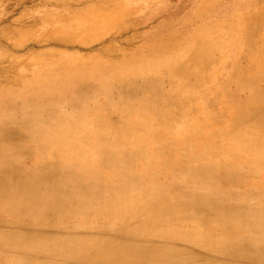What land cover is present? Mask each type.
Segmentation results:
<instances>
[{
	"label": "rangeland",
	"instance_id": "rangeland-1",
	"mask_svg": "<svg viewBox=\"0 0 264 264\" xmlns=\"http://www.w3.org/2000/svg\"><path fill=\"white\" fill-rule=\"evenodd\" d=\"M259 14L264 15V0H0V171L9 165L19 173L18 179H6L0 193V264H96L78 260L79 246L72 239L53 248L45 246L44 240L52 233L34 227L15 209L33 183L36 188L29 198L33 200L50 194L46 188L49 182L54 188L62 187L64 183L53 177L62 167H83L75 173L77 193L69 192L64 202L114 190L118 183L108 180L104 186H93L87 177L99 169H109L97 149L112 156L124 152L119 141L123 129L118 126L127 118L123 106L144 110L147 119L161 117L157 127L144 121L142 125L147 126L134 137L137 146L151 142L150 151H156L160 142L167 141V153L175 156L174 161H165V155L150 151L123 154L121 165L135 171L128 177L129 183L153 191L143 193L139 206L152 200L160 202L148 212L150 220L162 211L187 204L204 206L214 199L231 205L238 197L248 198L252 190L247 180H260L258 176L240 177L239 184L226 186L220 174L241 167L249 172L254 162L247 151L234 162L227 160L231 156L227 138L235 140L236 136L225 123L226 115L214 118V114L223 102L233 100L243 105L264 97L262 81L252 83L258 88L255 92L232 83L239 78L236 71L242 70L247 78L252 69L233 64L239 47H231V43L245 41L251 44V57L264 59V17ZM184 74L189 83L181 91L177 78ZM196 79L217 82L212 83L210 92L202 83L200 89L208 94L209 105L201 103V112L189 86ZM129 93L132 98L127 97ZM167 93L175 96L174 100L164 95ZM179 114L185 116L181 123L167 122V117L178 118ZM133 128H126V133ZM110 138L116 141L112 143ZM212 158L221 166L220 172L208 185L195 189L188 180L201 178V170L212 165ZM205 161L210 164L203 165ZM184 170L186 183L181 182ZM261 184L256 186L264 191V182ZM250 202L258 205L264 197L254 196ZM93 205L96 213H90L91 223L99 231L89 235L111 239L121 227L108 218L97 199ZM221 218L228 217L217 211L185 215L180 221L171 220L165 235L198 238L191 231L194 225L184 221L200 220L206 234V226ZM75 233L72 230L66 235ZM205 234L200 235L201 240L214 239ZM19 238L25 241L20 243ZM138 239L123 235L119 246L131 251L127 241ZM14 243L21 249L12 247ZM107 243L111 242L100 244ZM162 243L176 249L179 260L174 264H264L256 258L228 257L242 249L238 242L228 243L220 253L180 241ZM134 245L140 248L138 241ZM205 245L214 246L211 242ZM23 246L35 247L40 254L33 255ZM157 249V254L141 257L135 264H167L168 249Z\"/></svg>",
	"mask_w": 264,
	"mask_h": 264
},
{
	"label": "bare ground",
	"instance_id": "bare-ground-1",
	"mask_svg": "<svg viewBox=\"0 0 264 264\" xmlns=\"http://www.w3.org/2000/svg\"><path fill=\"white\" fill-rule=\"evenodd\" d=\"M258 16L264 17L263 14H259ZM260 24H263V22ZM246 33L249 34L248 32ZM236 44L239 47V55L232 61L233 64H235L236 67H240L241 64H243L247 68H251L252 73L247 75L246 78L245 75H243L242 70L236 71L235 74L239 75V78L236 82L232 83H239L243 89H249L250 92H255L258 88L254 89L252 83H256L257 81H262L264 83V59L258 60L251 57V44L249 45L245 41L236 43L233 42L230 46L233 47L236 46ZM200 80L201 79L193 80L191 82L192 84L189 86L195 94V102L198 104L197 106H199V111L201 112L204 109L202 108L203 105L201 103H204L207 106L209 105V101L207 99L208 94L200 89L202 83L203 86L207 85V90L210 92L212 83L217 82L215 80L209 81V79H205L202 82H200ZM177 81L180 82L178 85L182 88L181 91H183L184 88L185 90L187 89L185 83H189V81L185 74L181 75V77L178 76ZM182 81L185 82L183 83ZM148 85L151 86L153 84L144 83V86ZM142 89L151 91L149 88ZM164 95H167L174 100L175 96L170 93ZM132 96L133 95L130 93L127 94L128 98H132ZM154 97L160 96L154 95ZM172 100L169 103H172ZM123 109L124 110L122 111L125 113L127 118H125V121L118 126L123 129L122 132H120L119 141L123 144L122 149L124 152L121 153V156H112L107 151L104 153L101 148L97 149L98 154L101 157L100 160L104 163V165H110L109 169H107L106 172L103 171L104 169H99L97 173L93 174V177H87L93 186L96 184L104 186L108 180L118 183V186L115 185L117 187L114 190H105L100 193L91 194L90 197L82 196L81 199L64 202L69 192H75L78 189V186H76L77 174L75 173L78 170L82 171L83 167H69V169L62 167L55 170L53 173V177L55 179H60V181L64 183L62 187L54 188L53 183L49 182L51 185H46V188L50 189V194L33 200L29 199L31 191L36 188V184L33 183L25 192V198L21 200L20 206L15 209L17 214L30 219L34 227H39L41 229L48 230L47 233H52L48 234V239L44 240L45 242L43 243L46 244L45 246L53 248L57 246L59 242H63L66 239H72L74 244L79 246L77 248L79 253L78 260L96 264L121 263L126 262V260L135 264L139 262L141 257L146 258L144 256H154L157 254V248H164L168 249L167 252L165 251V255L168 256L167 264H174L179 260L176 257V249L162 246L166 245L162 242H185L199 248L206 249L212 253L223 252L228 243L229 246H232L234 244L237 245L238 242L242 249L239 252H233L231 255H227L228 257L235 256L246 260L252 258L253 260L257 259V261L264 262V202H261L258 205L250 202L254 196L261 195L264 197L263 189L256 186L259 184L262 185L261 183L264 182V179L262 180L261 178L264 175V172L260 173V171L264 168V97L259 100L249 101L243 105L235 103L233 100H229L228 103L223 102L222 108L219 109L217 114H214V118L226 115L225 123L230 124L232 132L236 136L235 140L227 138L226 146L231 151V156L228 157L227 160L234 162L235 160L243 157L247 151L251 160L254 162L250 165L252 169L249 172H246V170L241 167L237 171L233 170L232 172H226L225 175L224 173L220 174L222 180L225 179L224 185L226 186L239 184L238 181L240 177L258 176L260 180H247L249 181L248 183L251 186L250 189L252 190V193L248 195V198H246V196H244V198L238 197L239 199H235V202L231 205H226V202L224 201L215 202L214 199L211 201L212 204L210 203L204 206L187 204L180 206L174 211H162L160 216L158 218L156 216L153 220L149 219L148 212L160 206L159 200L147 201L139 206L137 201L147 195L148 192L153 191H145L144 189H140L139 186L135 184H130V178L128 177H131L135 171L133 169L127 170L128 166L121 164L124 161L123 154H133L140 151H143L146 154L149 153L152 143L147 142V146L145 147L143 145L137 146L134 142V137L139 134L137 133L139 129L147 126L142 125L144 121L150 122V124L157 127V122H159V118L161 117L147 119V116L144 114V110L142 109L139 111L132 110L128 108V106H123ZM163 118H166V115ZM183 119H185L183 114H179L178 118H166L169 124L175 122L176 120V124L181 123ZM110 124H107V126H112ZM221 125L222 128H224V122H221ZM31 126H37V124ZM168 126L170 127V125ZM126 128H133V130L131 133H126ZM193 131L196 132L197 129H193ZM110 141L114 143L116 140L110 138ZM158 146L159 147L156 151H150L152 155L154 153L165 155V161L175 159L174 155L167 153V150L169 149L167 141L160 142ZM150 157L151 156H149V158ZM178 163L183 165L182 161H179ZM205 164L210 163L209 161H205L203 165ZM212 165L215 166L216 169H214ZM212 165L210 164L209 167L207 166L205 169L201 170V178L194 181L193 179H189L188 182H190L195 189H198L200 186L208 185L207 183L215 177L216 172H220L221 166L216 165L213 158ZM5 166L8 168L0 171V185L2 186H0V193L5 190L3 185L6 182V179L19 178L17 170L12 171L11 166ZM1 169L2 167H0V170ZM256 169L258 172H256ZM183 172L185 173L182 176L181 182L186 183L188 175L186 170ZM102 189L105 188L103 187ZM143 193L146 194L143 195ZM126 195L128 198H126ZM95 199L98 200V205H100L101 209L104 210V213L112 217L108 218L111 219L112 222L118 224L122 229L117 233V235L110 237L111 239H103L102 235H89L99 231L97 226L92 225L90 218V213L94 211L93 207L95 206L93 204ZM240 199L243 200V204ZM123 202H126L128 206H125L126 204L123 205ZM212 211H217L219 214L226 215L228 218H221L214 224L206 226V234L204 233L202 226L203 223L198 219H193L184 222L194 225V229L192 227L191 231L194 232V235H198V238L192 237L179 239L175 237L170 238L165 235L170 227L171 220L180 221L185 215L206 214ZM255 217H257L258 220L254 222L253 219ZM72 221L74 222L73 226L71 224ZM145 227L151 228V230L146 231L144 230ZM51 230H54L55 232H51ZM72 230L76 231L75 234L77 235H66ZM203 234L208 236L212 234L214 239L212 241L201 240L200 235ZM123 235L127 237L140 238L136 241H127V247L131 248V251L122 250L119 246V243L121 242L120 238L123 237ZM20 240L21 239L19 238L17 241L20 242ZM137 241L140 245L139 249L134 248V242L136 243ZM157 241L161 242L160 245ZM98 242L111 243L100 244ZM207 242H211L214 246L210 245L206 248L205 244ZM18 245V243H14L11 246L16 249H21ZM23 247L33 255L40 254V250L35 247ZM50 248H48L47 251L52 254L53 252ZM116 250H118L117 253H115ZM135 252L139 253L134 254ZM60 258L63 259L62 257ZM146 264L148 263L146 262Z\"/></svg>",
	"mask_w": 264,
	"mask_h": 264
}]
</instances>
